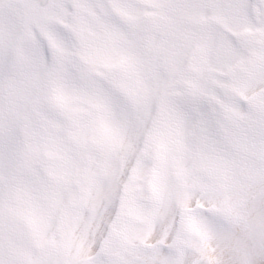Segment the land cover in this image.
<instances>
[{
	"label": "snow or ice",
	"instance_id": "1",
	"mask_svg": "<svg viewBox=\"0 0 264 264\" xmlns=\"http://www.w3.org/2000/svg\"><path fill=\"white\" fill-rule=\"evenodd\" d=\"M0 264H264V0H0Z\"/></svg>",
	"mask_w": 264,
	"mask_h": 264
}]
</instances>
